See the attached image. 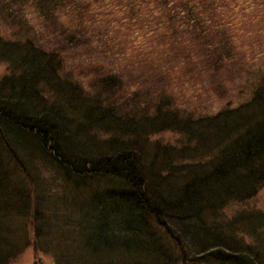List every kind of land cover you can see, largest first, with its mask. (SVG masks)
<instances>
[{"label": "trees", "instance_id": "16d2710c", "mask_svg": "<svg viewBox=\"0 0 264 264\" xmlns=\"http://www.w3.org/2000/svg\"><path fill=\"white\" fill-rule=\"evenodd\" d=\"M14 2L49 18L57 1ZM0 60V264L28 246L50 264H264V210L223 213L264 185V75L193 116L166 97L117 105L118 76L84 88L29 37L0 36Z\"/></svg>", "mask_w": 264, "mask_h": 264}, {"label": "rangeland", "instance_id": "374dc122", "mask_svg": "<svg viewBox=\"0 0 264 264\" xmlns=\"http://www.w3.org/2000/svg\"><path fill=\"white\" fill-rule=\"evenodd\" d=\"M55 1L54 13L45 18L38 4L0 0V36L29 37L58 50L62 71L84 88L98 76H118L117 105L132 94L139 102L166 97L193 116L213 115L248 100L264 75V0ZM6 72L0 60V76ZM154 138L171 144L178 139L170 132ZM243 208L264 210V185L223 213ZM38 256L50 264L32 246L6 264H31Z\"/></svg>", "mask_w": 264, "mask_h": 264}]
</instances>
